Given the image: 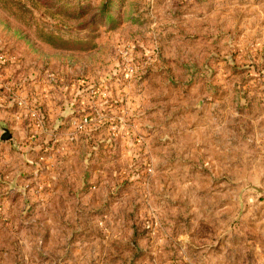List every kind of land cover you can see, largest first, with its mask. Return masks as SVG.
Returning a JSON list of instances; mask_svg holds the SVG:
<instances>
[{
    "label": "rangeland",
    "instance_id": "1",
    "mask_svg": "<svg viewBox=\"0 0 264 264\" xmlns=\"http://www.w3.org/2000/svg\"><path fill=\"white\" fill-rule=\"evenodd\" d=\"M0 264H264V0H0Z\"/></svg>",
    "mask_w": 264,
    "mask_h": 264
}]
</instances>
